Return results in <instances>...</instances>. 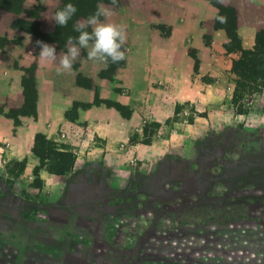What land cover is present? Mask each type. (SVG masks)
I'll use <instances>...</instances> for the list:
<instances>
[{"label":"crops","instance_id":"0c3cea01","mask_svg":"<svg viewBox=\"0 0 264 264\" xmlns=\"http://www.w3.org/2000/svg\"><path fill=\"white\" fill-rule=\"evenodd\" d=\"M0 3V166L23 161L20 178L28 192L35 173L41 181L37 214L26 218L20 231L14 205L4 207L12 249L10 257L0 252V264H187L184 249L165 246L175 244L165 238L167 233L232 223L192 218L185 212L195 206V196L182 204L179 188L173 187L184 179L189 150L205 131L200 116L227 98L215 79L205 80L230 70L237 56L224 48L229 38L217 21L219 7L209 0H182V7L178 0L145 2L160 6V13H148L145 6H116L108 20L100 19L125 27V59L106 73L110 60L90 61L82 49L73 70L57 75L59 57L55 64L41 63L35 41L54 45L57 54L67 52L68 40L60 44L51 37L57 34L52 17L60 0ZM220 4L235 13L240 49H252L264 30V0ZM160 26H167V32ZM191 50L198 59L196 72ZM112 103L126 107L128 115ZM187 104L198 121L187 125L193 135L180 134V145L173 147L174 135L161 137L153 128L166 130L179 109L189 111ZM71 128L75 134L67 142L60 133ZM39 134L71 153L67 168L57 172L51 168L54 159L41 161L33 153ZM160 159L166 160L165 172L154 196L158 176L152 167ZM175 160L176 177L169 171ZM139 175L148 180V189L134 181ZM189 254L204 264L253 258L238 249Z\"/></svg>","mask_w":264,"mask_h":264},{"label":"rangeland","instance_id":"374dc122","mask_svg":"<svg viewBox=\"0 0 264 264\" xmlns=\"http://www.w3.org/2000/svg\"><path fill=\"white\" fill-rule=\"evenodd\" d=\"M147 1L120 0L119 5L127 4L131 8L145 6L148 13L152 10L154 13H160V6L155 5L152 8L150 4H145ZM153 1L157 3L164 0ZM180 2L182 0H178L177 7H182ZM98 4L112 9L119 6L105 0ZM90 11L93 15L96 10ZM220 12L230 17L231 9L223 7ZM86 19L78 16L77 19L70 20L68 26L62 28L63 32L51 37L64 44L70 37L78 36L73 30V24ZM160 28L167 32V26ZM86 30L91 32V27ZM66 31H72V35L69 37ZM209 36L204 35L205 43L209 42ZM84 51L83 49L82 53H85ZM190 54L194 55V52L191 50ZM234 59L240 62L232 73L227 69L225 72H213L205 76L206 81L213 82L215 79L216 88L226 93L227 98L221 105H210L206 108L205 116H200L203 117L201 123L204 124L205 131L189 150L190 159L185 165L184 179L173 184V187L179 188L182 204H187L188 197L195 196V206L189 207L185 212L192 218L206 221L231 220L232 223L215 230L193 227L182 232L167 233L165 238L175 241V244L167 243L165 246L169 249H184L187 252L184 254L187 264H204L197 254H189L192 250L212 252L214 249H238L239 252L247 250L253 254V258L248 262L241 261V264H264V228L258 226L264 225V35L251 53L241 55L237 52ZM185 108L189 110L188 113L179 109L178 113L167 121L166 130L162 128L155 131L156 127L153 128V132H159L161 137L168 138L170 133L174 135L175 138L171 139L173 147L180 145V134H189L190 137L193 135L187 125L196 124L198 121L193 108L189 104ZM51 156L54 161H58V156ZM71 159L66 157L65 161L71 162ZM165 165L166 160L160 159L152 167V171L158 176L154 196L162 187L160 176L165 172ZM178 165L179 161L175 160L169 170L175 177L178 175ZM21 170L22 162L0 166V252L3 254L12 249L6 240L9 231L4 207L14 205L12 211L21 222L19 231L26 218L37 214V188L41 183L34 177L28 182L32 188L28 192L21 182ZM135 179L142 189H148L146 178L139 175ZM212 191H216L215 195L211 194ZM20 235L22 236V233ZM218 239H221L220 243L217 242ZM4 257H10V254L7 253ZM205 264L227 262L222 259L217 263L211 260Z\"/></svg>","mask_w":264,"mask_h":264},{"label":"clouds","instance_id":"9594fccd","mask_svg":"<svg viewBox=\"0 0 264 264\" xmlns=\"http://www.w3.org/2000/svg\"><path fill=\"white\" fill-rule=\"evenodd\" d=\"M117 0H112L116 5ZM78 8L73 3H67L63 8L58 9L52 21L61 28L67 27L70 20L77 13ZM113 9L103 4H98L93 15L86 20H78L73 24V30L78 33L75 38L68 39V50L66 53L57 54L54 45H50L41 40L35 41V46L40 49L38 59L44 64H55L59 57V63L56 67L57 75L73 70V64L80 56L82 49L87 50V59L90 61H100L107 63H119L125 59V51L122 47L126 43V29L116 23L104 22L100 18L104 17L105 21L113 15ZM220 23H226L227 18L218 16ZM91 27V32L86 29Z\"/></svg>","mask_w":264,"mask_h":264},{"label":"trees","instance_id":"16d2710c","mask_svg":"<svg viewBox=\"0 0 264 264\" xmlns=\"http://www.w3.org/2000/svg\"><path fill=\"white\" fill-rule=\"evenodd\" d=\"M103 0H60V5L58 6V9H61L64 7L65 4L67 3H73L76 5V7L78 8L77 13L75 14V16H73L72 19H77L78 16H83L85 18H88L89 16L92 15L91 11L92 9L96 10L97 8V4L99 2H102ZM109 3L112 4V0H105ZM212 4L216 5L219 7L220 11L222 10V6L220 4V0H209ZM216 1V2H215ZM0 2H3V5L6 4V2H10V3H15L18 4L19 0H0ZM120 0H117L116 5H119ZM2 4V3H0ZM220 16H224L221 12H220ZM226 17V16H224ZM235 13L233 11V9H231V14L230 17H226L227 18V22L226 23H222L224 24V26L226 27L227 30V35H228V42H226L224 44V48L227 51H234V52H239L241 53V55H244L245 53H251V51L253 50V48L258 44V42L260 41L261 37L264 35V30L259 32V34L257 35V39H256V44L252 49H248V50H241L239 47V39L237 36V33L235 31ZM218 21V20H217ZM219 22V21H218ZM56 33H60L63 32L62 28L60 26H56L55 29ZM68 34V36L70 37V35H72V31H66ZM236 43V44H235ZM193 51V50H192ZM194 52V51H193ZM194 59V71H197V66H198V59L194 53V55H191ZM240 62V60H232L231 63V69L230 72L232 73L234 70L237 69V64ZM113 70V65H111V61H109V67L107 69L106 73H110ZM80 81V79H79ZM28 86V88L32 89V82H27L26 84ZM108 104H111L110 102H107ZM113 104V103H112ZM77 106V104H73V107L71 109L74 110V108ZM113 106H115L123 115H128V110L126 109V107L119 105V104H113ZM1 110V109H0ZM27 111V110H26ZM35 146L33 148V153L42 161L46 158H51V155H56L58 156V161H54L53 165L51 164V168L56 170L57 172L67 168V166H69L68 164H70V162L65 161L66 157H70L71 153L66 151V150H59L57 149L52 143H48L46 142L45 138L42 135H36L35 137ZM43 146V147H40ZM52 159V158H51ZM22 162V168L24 166V162ZM36 172V171H35ZM35 177L37 178V180H39L37 174L35 173ZM39 182L41 183V181L39 180ZM221 239H218L217 242L220 243ZM246 240V239H243ZM228 241V240H227Z\"/></svg>","mask_w":264,"mask_h":264},{"label":"built area","instance_id":"2783aa9c","mask_svg":"<svg viewBox=\"0 0 264 264\" xmlns=\"http://www.w3.org/2000/svg\"><path fill=\"white\" fill-rule=\"evenodd\" d=\"M184 112H185V113H188L187 111H184ZM74 131H75V130L72 129V128H71L70 131H67V130L62 129V131H61V133H60V137H61L62 139H64L65 141L68 142V140H70L72 134H75Z\"/></svg>","mask_w":264,"mask_h":264}]
</instances>
